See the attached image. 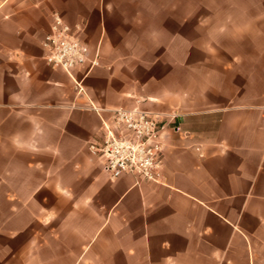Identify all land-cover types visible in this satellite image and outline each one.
Listing matches in <instances>:
<instances>
[{
  "label": "crops",
  "instance_id": "obj_1",
  "mask_svg": "<svg viewBox=\"0 0 264 264\" xmlns=\"http://www.w3.org/2000/svg\"><path fill=\"white\" fill-rule=\"evenodd\" d=\"M90 102L168 116L160 181L110 177ZM0 264H264V0H0Z\"/></svg>",
  "mask_w": 264,
  "mask_h": 264
},
{
  "label": "built area",
  "instance_id": "obj_2",
  "mask_svg": "<svg viewBox=\"0 0 264 264\" xmlns=\"http://www.w3.org/2000/svg\"><path fill=\"white\" fill-rule=\"evenodd\" d=\"M79 32L55 13L42 48L44 60L53 68L66 72L78 92L86 94L83 80L76 78L74 71L97 67L99 60L98 57L90 58ZM87 108L96 111L101 121L100 135L90 143V151L102 159L111 178L132 175L138 180H161L168 116L162 117L142 107L108 108L93 102Z\"/></svg>",
  "mask_w": 264,
  "mask_h": 264
},
{
  "label": "rangeland",
  "instance_id": "obj_3",
  "mask_svg": "<svg viewBox=\"0 0 264 264\" xmlns=\"http://www.w3.org/2000/svg\"><path fill=\"white\" fill-rule=\"evenodd\" d=\"M215 1V0H214ZM229 1V0H228Z\"/></svg>",
  "mask_w": 264,
  "mask_h": 264
}]
</instances>
